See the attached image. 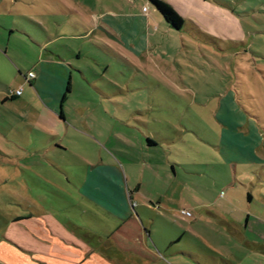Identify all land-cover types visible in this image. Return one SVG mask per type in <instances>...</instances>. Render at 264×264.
Listing matches in <instances>:
<instances>
[{
	"label": "rangeland",
	"instance_id": "rangeland-1",
	"mask_svg": "<svg viewBox=\"0 0 264 264\" xmlns=\"http://www.w3.org/2000/svg\"><path fill=\"white\" fill-rule=\"evenodd\" d=\"M2 1L7 8L0 15V35L8 41L4 57L9 55L23 75L53 47L43 33L95 28L98 13H115L116 46L95 30L78 41L57 40L73 48L81 45L79 64L86 79L72 74L60 123L46 121L38 95L27 88L23 102L14 98L0 107V259L13 253L3 240L16 244L7 237L10 220L32 213L59 221L66 213L63 199L41 183L59 184L71 195L65 177L47 162L25 167L21 161L30 142L52 139L53 134L60 136L62 148L42 149L44 156L75 176L95 166L115 168L127 187L138 184L149 200L159 197L161 217L154 220L168 221V231H184L183 239H197L231 259L243 248L246 253L208 213L226 204L223 183L234 166L242 167L249 190L264 192V167L259 171L262 166L256 164H229L227 153L229 139L234 145L257 147V157L264 152V0H170L181 27L169 26L151 10L156 18L150 17L147 35L133 38L126 35L125 17L146 7V0ZM7 61L0 57V96H9L16 86L12 76L17 68ZM146 139L156 145L146 147ZM247 211L262 215L264 207L251 204ZM248 225V237L257 230L264 235L263 219L250 218ZM22 234L16 240L25 238ZM249 251L254 255L244 254L239 264H264L261 249Z\"/></svg>",
	"mask_w": 264,
	"mask_h": 264
},
{
	"label": "crops",
	"instance_id": "crops-1",
	"mask_svg": "<svg viewBox=\"0 0 264 264\" xmlns=\"http://www.w3.org/2000/svg\"><path fill=\"white\" fill-rule=\"evenodd\" d=\"M165 1L172 6L170 0ZM148 7V4L146 7L141 6L137 10L130 11L125 17L128 38H133L141 32L147 35L151 28L150 17L156 18L151 12L153 9L149 10L150 7ZM5 13H7L5 2L0 0V15ZM97 16L99 24H96L95 28L82 26L83 29L77 34H66L57 30L52 35L43 33V36L47 38L46 41L53 47L48 50L49 54L46 56L36 57L32 68L27 71V73H33L32 78H27V73L21 74L18 65L8 54L7 59L4 57L7 53L8 41L4 39V34L0 35V57L5 63L10 59V67L17 68L16 72L13 70L12 79L17 86L14 89H20L18 95L10 93L9 96L6 94L0 96V107H4L6 101L14 98L23 102V89L27 88L38 95L40 108L46 112V121L60 123L64 116L62 102L71 92L72 74L75 73L77 77L79 75L80 78H75L82 82L86 79L81 70L82 66L79 64V59L82 58L81 45L77 44L73 48L66 43L56 42L62 38H73L78 41V38H85L93 34L95 30L101 33L102 37L105 35L112 38L111 41L116 46L115 13H98ZM26 35L31 41L40 45L33 34ZM128 38L125 40L126 45ZM140 45L146 46L145 38L141 40ZM130 49L135 51L134 48L130 47ZM67 58H72L76 63ZM94 89L99 90L95 86ZM98 92L102 93L100 90ZM57 103H59L58 106ZM31 130L36 129L31 128ZM51 136L52 139L42 142H27L32 145L31 148L29 147L30 151L21 157V161L25 167L38 166L47 162L59 172H57L59 176L65 177V184L71 190V195L64 194L58 188L59 184H46L39 180L52 195L63 199L60 205L66 213L63 214V219L58 218L59 221L52 215L39 217L32 213L26 218L17 216L10 220V226L6 230L7 237L12 238L11 241L16 244L3 240L5 246H13L11 247L13 253L10 256L9 250H6L8 257L0 259L2 264H239L238 261H242L244 254L254 255L249 250L260 251L261 249L264 253V235L258 230L255 237H248L249 232L247 233L252 229L248 225L250 218L254 220L255 217L264 221V212L261 215L255 211H251L253 214L247 211L251 204L264 207V192L256 193L246 187V185L249 186L250 181L247 180V176H244L242 167L238 169L234 166L225 177L223 186L225 185L228 190L226 204L221 207L215 206L216 211L208 213L209 219L216 221L240 243L242 248L246 247V253L243 248L240 254H234L231 259L226 255L227 253L223 256L203 246L197 239H183L184 231L180 232L177 229L168 231V221L154 220V217H161L159 197L149 200V197L140 193L138 184L127 187L126 178H124L125 182L124 179L122 182L119 174L115 175V168L112 172V168L104 170L102 167L95 166L85 174L75 176L71 170L58 165L56 160L45 157L42 149L60 150L62 148L59 142L60 136L55 134ZM150 142L146 140L145 146L156 145L152 139ZM227 144L230 149L227 151L231 160L229 164H256L262 166L258 168L259 171L262 170L263 151V155L257 157L254 154L257 147L252 150V144L245 147L234 145L231 139L227 140ZM235 153H239L240 156ZM256 174L258 178L262 177L259 172ZM257 183L260 182L257 181L252 186ZM196 216L199 219L202 215ZM23 223L27 227H24ZM18 233H23L25 238L16 240ZM260 255L264 259V255ZM258 257L261 259L260 256Z\"/></svg>",
	"mask_w": 264,
	"mask_h": 264
},
{
	"label": "trees",
	"instance_id": "trees-1",
	"mask_svg": "<svg viewBox=\"0 0 264 264\" xmlns=\"http://www.w3.org/2000/svg\"><path fill=\"white\" fill-rule=\"evenodd\" d=\"M148 5L155 10L161 18L171 27L179 29L182 25V18L172 8V6L165 0H146ZM148 142L150 140L146 139ZM151 143V142H150Z\"/></svg>",
	"mask_w": 264,
	"mask_h": 264
},
{
	"label": "built area",
	"instance_id": "built-area-1",
	"mask_svg": "<svg viewBox=\"0 0 264 264\" xmlns=\"http://www.w3.org/2000/svg\"><path fill=\"white\" fill-rule=\"evenodd\" d=\"M34 75H33V73L32 72H29V73H27V78H32ZM11 93H13L14 95H18L19 93H20V89H17V90H15L14 92H11ZM181 214H183V215H189V212L188 211H185V210H182L181 211Z\"/></svg>",
	"mask_w": 264,
	"mask_h": 264
}]
</instances>
